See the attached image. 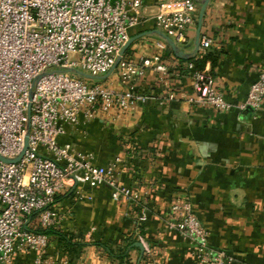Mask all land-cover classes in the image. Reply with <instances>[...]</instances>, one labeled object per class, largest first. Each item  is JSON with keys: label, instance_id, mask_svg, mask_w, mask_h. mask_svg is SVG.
Instances as JSON below:
<instances>
[{"label": "built area", "instance_id": "1", "mask_svg": "<svg viewBox=\"0 0 264 264\" xmlns=\"http://www.w3.org/2000/svg\"><path fill=\"white\" fill-rule=\"evenodd\" d=\"M146 1L0 0V156L17 158L29 138L18 162L0 159V264L18 253H35L34 264H56L47 254L49 235L31 226H57L56 199L77 185L109 187L115 201L142 207L139 222H147V207L119 177L122 159L97 164L93 153L62 141L70 131L96 118L134 115L149 102L185 101L220 113L264 106V66L240 102L227 98L210 70L196 68L195 60L215 45L207 34L201 33L195 60L185 64L189 84L179 90L171 84L174 70L162 37L145 36L148 53L128 56L124 48L132 31L152 21L154 31L186 43L203 0ZM171 5L177 8L167 10ZM149 70L157 74L156 84L139 90ZM166 223L194 246L201 264H235L228 251L212 246L190 197L174 199Z\"/></svg>", "mask_w": 264, "mask_h": 264}, {"label": "crops", "instance_id": "2", "mask_svg": "<svg viewBox=\"0 0 264 264\" xmlns=\"http://www.w3.org/2000/svg\"><path fill=\"white\" fill-rule=\"evenodd\" d=\"M197 28L198 22L177 52L166 51L177 90L189 84L185 64L198 54ZM155 29L152 21L132 37L148 33L152 39ZM201 33L215 45L200 68L210 70L228 99L245 100L264 66V0H211ZM145 36L130 45L128 56L148 53ZM156 77L149 70L139 90L156 84ZM62 141L93 153L102 166L121 158L119 177L147 207L148 220L140 223L143 208L115 201L107 186L77 185L57 197L55 229L64 238L50 235L47 249L56 264H201L194 246L166 223L180 196L190 197L212 246L228 251L235 264H264V106L220 113L185 101L149 102L134 115L93 119ZM34 258L18 253L4 264H34Z\"/></svg>", "mask_w": 264, "mask_h": 264}, {"label": "water", "instance_id": "3", "mask_svg": "<svg viewBox=\"0 0 264 264\" xmlns=\"http://www.w3.org/2000/svg\"><path fill=\"white\" fill-rule=\"evenodd\" d=\"M210 2H211V0H203L202 6L200 8L199 19H198V28H197V37H196V44H197V48L198 49H199V45H200V36H201V31H202V26H203V20H204L205 12H206V9H207V7H208ZM153 33L159 35L160 37H162L166 41V43H167V50L166 51L168 53H171V51L177 52L178 49H177L176 44L169 37L165 36L160 31H154ZM147 34L148 33H141V34H139L137 36L132 37L131 40L129 41V43L124 48V52L130 47V45L135 40H137L138 38H140L142 36H145ZM76 72L79 75H81V76H83L85 78L92 79L91 76H89V75H87V74H85L83 72H80V71H76ZM106 77L107 76H105L104 78H106ZM29 115H30V110H29ZM28 148H29V138L27 137L26 138L25 149L17 158L10 160V159H6V158H3V157L0 156V159L5 161V162H18ZM138 246L142 247L141 244H138Z\"/></svg>", "mask_w": 264, "mask_h": 264}, {"label": "trees", "instance_id": "4", "mask_svg": "<svg viewBox=\"0 0 264 264\" xmlns=\"http://www.w3.org/2000/svg\"><path fill=\"white\" fill-rule=\"evenodd\" d=\"M195 60V59H194ZM193 61V60H192ZM195 63H196V68H199V69H202V68H200V67H202L203 66V64H204V60L203 59H198V60H195ZM56 201H57V199H56ZM34 218V217H33ZM34 231H36V232H40V233H45V234H47V235H54V236H59V237H61V238H64V235H62L59 231H57L56 229H55V227H49V228H45V229H43V228H39V229H34ZM68 242H69V240H67Z\"/></svg>", "mask_w": 264, "mask_h": 264}]
</instances>
